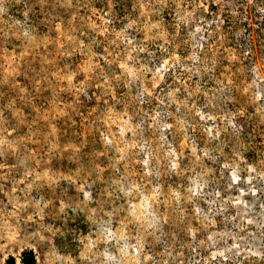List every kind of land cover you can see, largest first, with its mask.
<instances>
[{
    "label": "rangeland",
    "instance_id": "1",
    "mask_svg": "<svg viewBox=\"0 0 264 264\" xmlns=\"http://www.w3.org/2000/svg\"><path fill=\"white\" fill-rule=\"evenodd\" d=\"M30 250L264 264V0H0V264Z\"/></svg>",
    "mask_w": 264,
    "mask_h": 264
},
{
    "label": "trees",
    "instance_id": "2",
    "mask_svg": "<svg viewBox=\"0 0 264 264\" xmlns=\"http://www.w3.org/2000/svg\"><path fill=\"white\" fill-rule=\"evenodd\" d=\"M8 262L13 263L14 262L13 257L10 256L8 258ZM22 262L25 264H34L35 257H34V254L31 250L23 253Z\"/></svg>",
    "mask_w": 264,
    "mask_h": 264
}]
</instances>
